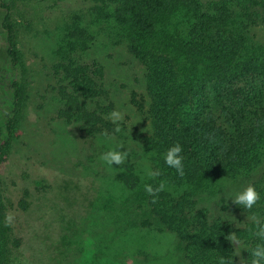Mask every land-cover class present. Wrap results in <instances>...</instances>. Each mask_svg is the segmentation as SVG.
Segmentation results:
<instances>
[{
    "label": "trees",
    "instance_id": "obj_1",
    "mask_svg": "<svg viewBox=\"0 0 264 264\" xmlns=\"http://www.w3.org/2000/svg\"><path fill=\"white\" fill-rule=\"evenodd\" d=\"M94 1L98 5L89 12L72 17L56 44L58 116L90 137L115 132L107 119L113 103L105 70L90 53L100 39L123 46L144 68L151 133L142 147L160 175L142 179L127 164L120 178L131 187L166 182L165 191L146 192L148 204L178 237L190 264H218L221 257L239 264L230 233L250 259L249 251L264 244L247 219L255 215L264 223V42L254 34L264 25V0ZM11 16V0H0V164L15 136L23 96V55ZM177 143L183 177L164 159ZM225 183L255 185L260 200L251 210L233 201L223 205L235 220L212 214L199 198ZM7 208L0 195V264L11 263L19 243L13 227L5 226Z\"/></svg>",
    "mask_w": 264,
    "mask_h": 264
},
{
    "label": "rangeland",
    "instance_id": "obj_2",
    "mask_svg": "<svg viewBox=\"0 0 264 264\" xmlns=\"http://www.w3.org/2000/svg\"><path fill=\"white\" fill-rule=\"evenodd\" d=\"M11 2L24 67L18 72L23 96L15 113V136L0 164V195L7 213L14 215L13 236L19 240L12 247L10 264H190L178 237L151 212L142 185L131 187L120 178L127 164L142 179L145 166L151 168L142 147L151 123L141 63L123 46L104 39L93 48L90 58L104 67L113 110L119 109L125 118L119 132L87 136L58 116V79L52 66L58 39L72 17L98 3ZM254 34L264 42V25ZM120 145L128 151L124 165L109 166L100 159ZM243 186L221 184L212 195L202 193L200 204L212 214L235 220L231 209L221 207L231 205L229 194ZM234 245L239 260H246L242 243Z\"/></svg>",
    "mask_w": 264,
    "mask_h": 264
},
{
    "label": "clouds",
    "instance_id": "obj_3",
    "mask_svg": "<svg viewBox=\"0 0 264 264\" xmlns=\"http://www.w3.org/2000/svg\"><path fill=\"white\" fill-rule=\"evenodd\" d=\"M125 118V113H122L119 109H114L110 112L107 116L113 124H116L117 127L115 128L116 132H119L121 129L119 127L120 122H122ZM124 146L120 145L119 149H110L109 151L103 153L100 159L105 162L109 166L115 165H124L128 158V151L127 150H120L123 149ZM183 148L182 146L177 143L168 148L167 152L165 153V163L171 167L175 168L177 174L181 177L185 175L184 172V164L183 160L184 157L182 156ZM145 175L149 178H156L160 175L159 170H152L149 166H145ZM145 191L152 196L157 195L158 193L166 190V182L161 181L156 187H153L152 184H145L144 185ZM230 195L233 203L238 206H242L243 209L251 210L254 205L260 200V194L258 193L255 185L249 184L246 186L242 191L235 193V195ZM155 202V200H153ZM248 220L256 226V231L254 233L255 236L264 240V223L261 222V219L255 215L248 216ZM14 221V215L12 213H7L5 215V226L10 227L12 226ZM232 243L237 242V237L234 233H230L227 237ZM249 251V250H248ZM250 259L244 260L241 257L239 264H264V244H257V246L249 251ZM240 255V252H237V256ZM218 264H233V261L230 259H226L221 257L218 261Z\"/></svg>",
    "mask_w": 264,
    "mask_h": 264
}]
</instances>
